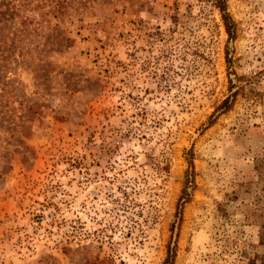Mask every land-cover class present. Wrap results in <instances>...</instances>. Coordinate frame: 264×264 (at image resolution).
Returning <instances> with one entry per match:
<instances>
[{"label":"rangeland","instance_id":"374dc122","mask_svg":"<svg viewBox=\"0 0 264 264\" xmlns=\"http://www.w3.org/2000/svg\"><path fill=\"white\" fill-rule=\"evenodd\" d=\"M215 1L0 0V264H264V0Z\"/></svg>","mask_w":264,"mask_h":264},{"label":"trees","instance_id":"16d2710c","mask_svg":"<svg viewBox=\"0 0 264 264\" xmlns=\"http://www.w3.org/2000/svg\"><path fill=\"white\" fill-rule=\"evenodd\" d=\"M54 2H55V5H54L55 11L58 12L59 14H61V15H63L64 13L67 12V9H68V7L71 4V3H69V0H55V1L52 0V3H54ZM28 6H30V4L27 1H24V2H20V4L16 7V9H18V11H20L21 8L25 9ZM215 6L217 8H219V10L221 11L222 18H223V21L225 23V26H226V29H227V32H228L229 36L232 39H234V37H235L234 36L235 24L233 23V21L231 19V16L228 13L227 0H216L215 1ZM228 62H229V64L231 63L230 59H228ZM236 96H237V93H235L232 98H235ZM232 103H233V101H231V99H227L222 104V107L226 108V111L230 110V108L232 107ZM167 261H169V260H167Z\"/></svg>","mask_w":264,"mask_h":264}]
</instances>
